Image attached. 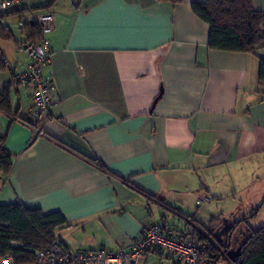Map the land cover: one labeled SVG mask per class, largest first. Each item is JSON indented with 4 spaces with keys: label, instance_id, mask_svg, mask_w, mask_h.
Listing matches in <instances>:
<instances>
[{
    "label": "crops",
    "instance_id": "0c3cea01",
    "mask_svg": "<svg viewBox=\"0 0 264 264\" xmlns=\"http://www.w3.org/2000/svg\"><path fill=\"white\" fill-rule=\"evenodd\" d=\"M205 1L30 0L0 10L13 36L0 37V94L11 88L0 147L14 158L0 177V205L60 213L55 241L73 251L126 250L152 225L183 230L187 219L202 223L188 209L204 204L207 213L235 209L221 227L252 218L264 206V47L210 48V25L192 9ZM253 4L264 12V0ZM45 12L56 19L45 73L57 102L34 130L32 90L14 74L29 62L20 48ZM157 256L175 264L158 251L142 264Z\"/></svg>",
    "mask_w": 264,
    "mask_h": 264
},
{
    "label": "trees",
    "instance_id": "16d2710c",
    "mask_svg": "<svg viewBox=\"0 0 264 264\" xmlns=\"http://www.w3.org/2000/svg\"><path fill=\"white\" fill-rule=\"evenodd\" d=\"M159 1L179 5L185 0ZM192 9L197 16L210 25V48L255 54L259 48L264 47V12L254 7L253 0H206L203 3L194 2ZM35 24L38 30L35 31L36 38L29 40L32 43H37L41 39L39 25ZM0 37L13 38L1 22ZM5 66L6 61L1 58L0 67ZM259 79L264 84L263 58H260ZM0 111L11 114L10 87H6L0 94ZM27 124L34 130H41L38 123L34 124L31 121ZM88 160L104 168L101 161ZM13 163L12 153L5 147H0V177L2 179L8 177ZM259 209L260 206L251 211L253 217L258 214ZM220 217L218 220H212L208 225L197 222L196 219H187V222L190 220L189 222L194 223L200 231L197 233V239L210 245L208 253L212 255H210L209 264H217L220 260H227L229 264H264V225L253 229L249 226L248 217H244L231 224L232 231L220 237L218 231L223 223L222 215ZM63 224H65V218L60 213L45 214L40 209H30L18 203L0 205V257L11 256L15 262L20 263L35 262L32 249L55 242L54 230ZM239 247L241 248L240 256L232 261L229 252Z\"/></svg>",
    "mask_w": 264,
    "mask_h": 264
},
{
    "label": "built area",
    "instance_id": "2783aa9c",
    "mask_svg": "<svg viewBox=\"0 0 264 264\" xmlns=\"http://www.w3.org/2000/svg\"><path fill=\"white\" fill-rule=\"evenodd\" d=\"M29 3L30 0H0V10L8 13L27 7ZM34 22L40 26L41 39L21 46L29 62L14 74V78L18 86L32 90L30 115L40 123L48 120L51 107L56 102L53 82L45 73L53 56L50 37L56 28V19L54 13L45 12L36 16ZM202 202V199L197 200V205ZM189 221L183 231L163 225L148 226L126 250L116 252L104 249L73 251L59 241L32 251L37 264H142V257L148 251L165 253L178 264H209L212 255L208 253L210 245L197 239L200 231ZM0 264H9V261L0 257Z\"/></svg>",
    "mask_w": 264,
    "mask_h": 264
},
{
    "label": "rangeland",
    "instance_id": "374dc122",
    "mask_svg": "<svg viewBox=\"0 0 264 264\" xmlns=\"http://www.w3.org/2000/svg\"><path fill=\"white\" fill-rule=\"evenodd\" d=\"M207 198H208V196H205V197H202L199 199H203L204 201H206ZM242 209H246L248 211L252 210V209H248V208H242ZM234 210L235 209H231V207L228 203L225 205L219 204L214 209L212 208L210 210V212H208V213H207V204H204L199 208L188 209V211H190L189 214L195 216L199 221H201L205 225H208L209 223H211L212 220H218L219 218H221L220 216L223 214L224 211H225V213H230ZM231 222L233 224L236 222L235 219H233V217L231 219ZM248 223H249V226H251V228H253V229L259 228L260 226L264 225V206L260 207L258 214L256 216L250 218L248 220ZM148 264H170V262L164 258L157 256L156 258L150 259ZM217 264H229V262L227 260H220Z\"/></svg>",
    "mask_w": 264,
    "mask_h": 264
},
{
    "label": "water",
    "instance_id": "95a60500",
    "mask_svg": "<svg viewBox=\"0 0 264 264\" xmlns=\"http://www.w3.org/2000/svg\"><path fill=\"white\" fill-rule=\"evenodd\" d=\"M230 227L229 223L227 225V227H225V229H228ZM240 253H241V248L239 247L238 249H232L230 252H229V256H230V259L232 261H235L237 257L240 256Z\"/></svg>",
    "mask_w": 264,
    "mask_h": 264
},
{
    "label": "flooded vegetation",
    "instance_id": "af4514ba",
    "mask_svg": "<svg viewBox=\"0 0 264 264\" xmlns=\"http://www.w3.org/2000/svg\"><path fill=\"white\" fill-rule=\"evenodd\" d=\"M227 225H223L219 231H218V235L221 236V235H227L228 232L232 231L233 230V226L231 225L228 229H225Z\"/></svg>",
    "mask_w": 264,
    "mask_h": 264
}]
</instances>
